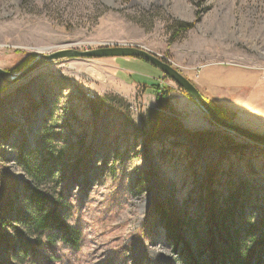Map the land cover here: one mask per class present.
Returning a JSON list of instances; mask_svg holds the SVG:
<instances>
[{
	"label": "rangeland",
	"instance_id": "obj_1",
	"mask_svg": "<svg viewBox=\"0 0 264 264\" xmlns=\"http://www.w3.org/2000/svg\"><path fill=\"white\" fill-rule=\"evenodd\" d=\"M181 22L194 26L176 34ZM120 42L157 53L228 120L264 134V0H0L7 71L62 47ZM167 84L175 113L165 111L154 133L150 111ZM0 87V218L30 180L15 158L22 150L36 157L31 152L46 137L59 175L42 186L63 196L64 220L81 233L72 246L57 231L32 234L0 222V264H188L187 249L167 237L161 205L194 217L207 234L208 189L226 190L241 172L264 183V145L212 122L144 60L70 56L13 84L0 78ZM182 234L205 264H221ZM19 236L28 255L13 248Z\"/></svg>",
	"mask_w": 264,
	"mask_h": 264
},
{
	"label": "trees",
	"instance_id": "obj_2",
	"mask_svg": "<svg viewBox=\"0 0 264 264\" xmlns=\"http://www.w3.org/2000/svg\"><path fill=\"white\" fill-rule=\"evenodd\" d=\"M193 26V23L181 22L177 25L176 34L185 32ZM32 58V56L26 58L18 69L28 64ZM4 90V87H0V92ZM172 90L173 87L167 84L156 91V106L150 111L149 116L154 133L163 124L165 111L175 113L168 99ZM207 100L222 117L229 118L220 104L210 98ZM49 142L51 140L48 141L44 137L39 145L33 148L31 153L37 155L36 157L28 156L25 150H22L15 158L30 180L23 183L19 204L16 205L15 200L11 198L6 200L2 207L4 218H0V222L3 227L11 226L14 230L23 227L26 232L32 234L57 231L72 246H77L81 233L77 228L67 225L62 214L67 202L63 200V196H55L42 186L45 179L59 175L54 170L55 162L50 159ZM227 183L229 185L226 190L217 191L214 188L207 191L205 206L207 234L199 232L194 217L182 216L181 210H174L172 205L164 203L161 205L160 218L167 237L174 244L181 242L187 249L185 257L188 264H205L206 256L201 258L200 255L191 252V244L184 239L182 230L184 234H191L199 247L207 245L209 252L220 258L221 264H264V183L260 185L256 178L248 177L243 172L238 174L234 182ZM2 234L0 232V243L4 238ZM17 238L20 246L15 245L13 248L28 255L31 246L20 236Z\"/></svg>",
	"mask_w": 264,
	"mask_h": 264
},
{
	"label": "water",
	"instance_id": "obj_3",
	"mask_svg": "<svg viewBox=\"0 0 264 264\" xmlns=\"http://www.w3.org/2000/svg\"><path fill=\"white\" fill-rule=\"evenodd\" d=\"M70 56L75 58L134 57L144 60L159 69L165 76L170 78L179 88H181L212 122L237 136L239 135L247 140L251 139V141L255 143L264 145V134L262 135V133L250 130L238 123L222 117L211 106L208 102L209 100H207L197 86L189 78L184 76L178 68L157 53L147 48L145 49V47L140 45L120 42L84 50L62 47L55 51L35 56V58L23 69L16 72L7 71L0 67V78L7 84H13L19 80L21 81L22 78L26 77L35 69L50 61L68 58Z\"/></svg>",
	"mask_w": 264,
	"mask_h": 264
}]
</instances>
